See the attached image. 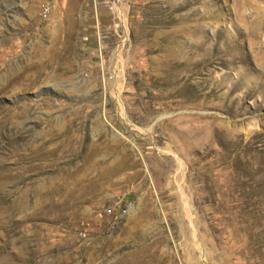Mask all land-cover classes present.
<instances>
[{"label": "rangeland", "instance_id": "rangeland-1", "mask_svg": "<svg viewBox=\"0 0 264 264\" xmlns=\"http://www.w3.org/2000/svg\"><path fill=\"white\" fill-rule=\"evenodd\" d=\"M1 180V264H264V0H0Z\"/></svg>", "mask_w": 264, "mask_h": 264}, {"label": "bare ground", "instance_id": "bare-ground-1", "mask_svg": "<svg viewBox=\"0 0 264 264\" xmlns=\"http://www.w3.org/2000/svg\"><path fill=\"white\" fill-rule=\"evenodd\" d=\"M52 56V55H51ZM39 76V75H38ZM27 79H29L30 80V84H32V86L33 85H35L36 84V79H34V77H32V76H28L27 77ZM29 83V82H28ZM14 89H18L19 88V85H16L15 87H13ZM12 89V88H11ZM59 152V151H58ZM62 154V153H61ZM38 156V155H37ZM60 156V155H59ZM3 182H4V180H1L0 181V187H1V185L3 184ZM85 187V186H84ZM80 188L81 187H79V183L77 182V181H73V180H71V179H67L66 180V182L64 183V186H63V188L62 187H60V189L57 191V193L56 194H58L59 196H62V197H65L66 196V198L67 197H74L75 198V196H74V194L75 193H77V191L79 192V190H80ZM82 190V189H81ZM85 189H83L82 191H84ZM86 191V190H85ZM56 191H54L53 193H55ZM6 193V192H5ZM56 194H53L52 196H51V199H55V196H56ZM79 195V194H78ZM4 196V195H3ZM77 197V196H76ZM5 199V198H4ZM75 200V199H74ZM62 201V200H61ZM64 201V200H63ZM70 201V200H69ZM74 202V201H73ZM65 203V202H64ZM1 205V204H0ZM17 206V205H16ZM2 207V206H1ZM3 207H4V205H3ZM19 209V208H18ZM2 210V209H1ZM3 210H4V215H5V213L8 215V216H10L9 217V219H8V221H5V223H3L4 225H6V227H7V229H6V234H7V236L8 235H11V202H10V204H9V206H6L5 208H3ZM1 212V211H0ZM3 214H0V216L1 215H3ZM1 218V217H0ZM1 227V226H0ZM3 237H5V239L3 238ZM0 239L2 240V239H4V242L5 243H9L10 245H11V240L10 239H8L5 235H3V236H1L0 237ZM1 245V244H0ZM7 245V244H6ZM3 246H5V245H3ZM10 247V246H9ZM8 247V248H9ZM7 248V247H6ZM5 250V249H4ZM3 250V251H4ZM3 251H2V253H3ZM5 257V256H4ZM5 259V258H4ZM3 259V257H1V254H0V264L3 262L2 260H4Z\"/></svg>", "mask_w": 264, "mask_h": 264}]
</instances>
